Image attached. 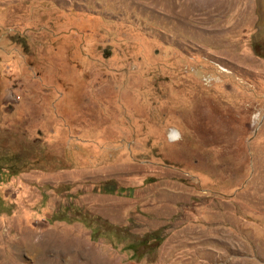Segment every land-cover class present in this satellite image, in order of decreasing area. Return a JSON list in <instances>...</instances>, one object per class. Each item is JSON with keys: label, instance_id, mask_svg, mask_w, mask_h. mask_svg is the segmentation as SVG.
Returning a JSON list of instances; mask_svg holds the SVG:
<instances>
[{"label": "rangeland", "instance_id": "obj_1", "mask_svg": "<svg viewBox=\"0 0 264 264\" xmlns=\"http://www.w3.org/2000/svg\"><path fill=\"white\" fill-rule=\"evenodd\" d=\"M93 263L264 264V0H0V264Z\"/></svg>", "mask_w": 264, "mask_h": 264}, {"label": "trees", "instance_id": "obj_2", "mask_svg": "<svg viewBox=\"0 0 264 264\" xmlns=\"http://www.w3.org/2000/svg\"><path fill=\"white\" fill-rule=\"evenodd\" d=\"M114 185H104L103 190L106 192H113ZM161 241V237L158 236L156 231L146 233L141 235L140 237L133 239L129 243L125 244L124 248L131 251L130 258H134L138 253L139 249H145L146 252L154 249L159 242Z\"/></svg>", "mask_w": 264, "mask_h": 264}, {"label": "bare ground", "instance_id": "obj_3", "mask_svg": "<svg viewBox=\"0 0 264 264\" xmlns=\"http://www.w3.org/2000/svg\"><path fill=\"white\" fill-rule=\"evenodd\" d=\"M170 136H171L172 139H174V137L176 136V132H175V131H172V132L170 133ZM93 264H94V263H93Z\"/></svg>", "mask_w": 264, "mask_h": 264}]
</instances>
